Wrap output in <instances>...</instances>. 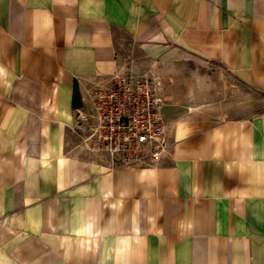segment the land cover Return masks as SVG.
Here are the masks:
<instances>
[{"label": "crops", "instance_id": "0c3cea01", "mask_svg": "<svg viewBox=\"0 0 264 264\" xmlns=\"http://www.w3.org/2000/svg\"><path fill=\"white\" fill-rule=\"evenodd\" d=\"M154 66L168 152L112 166L77 114ZM207 71L264 96V0H0V264H264V111Z\"/></svg>", "mask_w": 264, "mask_h": 264}, {"label": "built area", "instance_id": "2783aa9c", "mask_svg": "<svg viewBox=\"0 0 264 264\" xmlns=\"http://www.w3.org/2000/svg\"><path fill=\"white\" fill-rule=\"evenodd\" d=\"M88 96L90 111L78 112L75 121L86 128L85 141L105 151L112 166L158 163L168 152L162 94L152 74L118 70L94 82Z\"/></svg>", "mask_w": 264, "mask_h": 264}, {"label": "rangeland", "instance_id": "374dc122", "mask_svg": "<svg viewBox=\"0 0 264 264\" xmlns=\"http://www.w3.org/2000/svg\"><path fill=\"white\" fill-rule=\"evenodd\" d=\"M129 59L131 60L132 58ZM145 67H142L140 71H142L143 73L146 72ZM154 71H153V75L158 78L157 80L158 86L159 84L161 86V82H160L161 74L157 66H154ZM212 71L215 72V70ZM187 72L192 73L194 72V70L190 69L187 70ZM147 74H152V73H147ZM202 76L203 78H205V80L201 81L200 83L195 82L196 84L195 87L199 88V84H200L201 88L207 92V99L210 100L212 99L217 102L227 100L239 106L248 104L249 111L246 114L249 115H253L264 111V96L256 92H253L251 90H247L246 88L236 86L232 82H229L228 80H226L224 76H222L221 71L218 74L217 73L213 74L210 71L203 72ZM192 83L194 82L191 81V85ZM231 114H236V113L235 111H232Z\"/></svg>", "mask_w": 264, "mask_h": 264}, {"label": "trees", "instance_id": "16d2710c", "mask_svg": "<svg viewBox=\"0 0 264 264\" xmlns=\"http://www.w3.org/2000/svg\"><path fill=\"white\" fill-rule=\"evenodd\" d=\"M77 97H78V93L75 92V93H74V96H73V99H74L75 104H76Z\"/></svg>", "mask_w": 264, "mask_h": 264}]
</instances>
